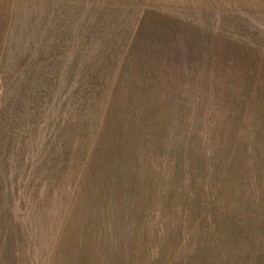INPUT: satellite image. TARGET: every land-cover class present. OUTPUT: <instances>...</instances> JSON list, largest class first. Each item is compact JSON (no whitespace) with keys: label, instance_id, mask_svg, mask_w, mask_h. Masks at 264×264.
I'll return each mask as SVG.
<instances>
[{"label":"rangeland","instance_id":"374dc122","mask_svg":"<svg viewBox=\"0 0 264 264\" xmlns=\"http://www.w3.org/2000/svg\"><path fill=\"white\" fill-rule=\"evenodd\" d=\"M0 264H264V0H0Z\"/></svg>","mask_w":264,"mask_h":264}]
</instances>
